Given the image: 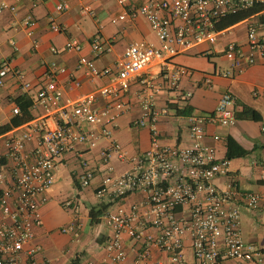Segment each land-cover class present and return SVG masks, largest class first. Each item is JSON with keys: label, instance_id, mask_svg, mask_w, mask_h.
I'll return each instance as SVG.
<instances>
[{"label": "built area", "instance_id": "2783aa9c", "mask_svg": "<svg viewBox=\"0 0 264 264\" xmlns=\"http://www.w3.org/2000/svg\"><path fill=\"white\" fill-rule=\"evenodd\" d=\"M117 2L123 11L113 22L143 17L158 45L147 42L130 44L123 51L115 73L110 68L98 69L93 60L80 57L78 66L84 67L91 79L109 76V80L96 91L74 93L64 101L56 77L65 69L55 62L48 64V80L36 95L44 107V117L30 121L21 134L13 132L3 139L5 152L0 155V264H19L22 253L27 257L25 264H53L50 261L36 262L34 254L38 247L30 246V243L34 228L42 224L39 205L46 201V194L54 184L55 164L75 144L92 148L100 138L112 137L117 118L128 108L123 97L131 82L137 79L149 93L142 97L143 114L134 124L143 126L150 122V148L137 157L136 164L127 172L113 176L108 171L97 196L115 201L137 191L145 192L146 212L140 216L135 209L125 211L118 207L105 214L106 223L112 229L104 247L107 264H125L124 234L136 243H143L131 264H186L183 257L186 235L190 237L196 264H216L219 260L264 264V244L245 243L240 228V208L257 209L259 196L241 191L233 180L224 189L214 185L215 178L228 175V162L218 160L215 150L202 142L207 123L235 125L233 95L224 92L212 113L189 117V143L186 146H165L159 144V132L154 126L157 115L154 98L158 88L153 86L151 78L144 77L150 67L158 66L167 87L176 89L183 68L173 62V57L198 45H213L218 37L215 26L221 18L263 4L264 0ZM67 8L65 0H58L55 5L56 12ZM84 10L91 12L89 8ZM49 22L52 31H60L53 17H49ZM24 24L31 25V19L27 18ZM246 39L251 53H256L264 65V39L258 37L255 24L247 25ZM90 48L95 58L107 50L98 35L92 37ZM80 49L77 40L65 44L66 51ZM208 54L209 51L203 52V55ZM224 55L231 61L232 68L237 67L243 57L241 48L235 43L226 45ZM245 59L249 64L255 61L253 54ZM10 72L9 62L3 61L0 64V86ZM221 75L232 77L230 71ZM29 87L23 82L24 89ZM190 96V92L182 95L183 99ZM99 98L105 99L101 107L97 105ZM12 111L14 114L19 112L17 107ZM260 131L264 134V123ZM31 139H35L36 145L27 152L25 142ZM111 150H119L115 141ZM99 155L106 165L108 152L100 150ZM261 163L264 171V156ZM82 165L87 166V163L82 161ZM91 179L92 171L86 168L78 183L86 187ZM146 225L154 228L156 234H145ZM73 230L71 224L62 232ZM153 249L164 253L165 259H153Z\"/></svg>", "mask_w": 264, "mask_h": 264}, {"label": "crops", "instance_id": "0c3cea01", "mask_svg": "<svg viewBox=\"0 0 264 264\" xmlns=\"http://www.w3.org/2000/svg\"><path fill=\"white\" fill-rule=\"evenodd\" d=\"M65 1L68 3L67 10L56 12L58 0H0V64L7 61L12 68L0 86V127L9 126L8 130L0 131V155L5 152L3 139L8 134H21L30 121L44 117V107L36 95L48 80L46 73L49 63L55 62L65 69L64 73L56 77L64 101L74 93L96 91L109 80V76L91 79L85 68L78 66L80 57L93 60L98 69L110 68L115 73L123 51L130 44L147 42L158 45L143 17L113 22L123 11L117 0ZM144 1L135 0L136 3ZM85 8L91 12H86ZM49 17H53L59 32L51 30ZM27 18L31 19V25L24 24ZM251 23L256 25L258 37L264 39L263 8L230 26L222 25L218 30L215 26L218 37L213 45H198L173 57V62L183 68L176 89L167 87L158 66L150 67L144 77L151 78L153 86L158 88L154 98L157 112L154 126L159 132L161 145L186 146L189 143V117L212 113L224 92L233 95L235 114H240L243 107L258 114V121L236 117L233 126L207 123L202 142L215 150L218 160H225L229 138L246 151L244 156L226 159L228 175L215 178L213 183L224 189L233 180L241 191L259 196L257 209L240 208V228L245 243L260 246L264 244V171L261 167L264 134L260 131L264 123V65L247 46V25ZM97 35L107 50L95 58L90 41ZM72 39L80 43L79 51L65 50V44ZM228 43L237 44L243 55L239 65L234 68L224 55ZM204 51H209V54L203 55ZM251 54L255 61L249 64L245 58ZM224 71H230L232 77H223L221 73ZM17 73L22 76V80ZM23 82L30 85L29 89L23 88ZM185 92L191 93L188 99L182 97ZM148 93V90L144 91L140 79L132 81L123 97L128 108L117 118L112 137L100 138L92 148L81 143L75 144L55 164L54 184L46 194V201L39 205L42 224L34 228L30 243V246L38 247L34 254L36 262L107 264L104 247L112 235V229L106 223L105 214L114 212L118 207L125 211L135 209L140 216L146 212L145 192L137 191L111 201L107 197H98L97 191L108 171L113 176L127 172L136 164L137 157L150 148V122L147 121L143 126L134 124L143 114L142 97ZM17 101L23 107L26 105L31 119L12 126L11 121L20 115ZM104 103L103 98L97 101L100 107ZM14 107L18 108V113H13ZM184 107L190 109L187 116L176 114V110ZM48 123L52 126L50 120ZM113 141L119 145V150H111ZM35 145V139L26 141L25 150L30 152ZM100 150H106L109 154L106 165L99 155ZM82 161L87 166H83ZM86 168L92 171V179L88 186L81 187L78 178ZM105 205L107 207L95 217L96 222L91 223L89 211H98ZM71 224L74 225L73 231L62 232L63 228ZM156 232L154 228L144 226L145 234L154 235ZM122 244L126 253L125 264H131L143 243H136L124 234ZM165 257L164 253L153 249V259ZM183 257L186 264H196L188 235L184 239ZM26 259L22 253L19 264H25ZM216 264L236 262L219 260Z\"/></svg>", "mask_w": 264, "mask_h": 264}, {"label": "trees", "instance_id": "16d2710c", "mask_svg": "<svg viewBox=\"0 0 264 264\" xmlns=\"http://www.w3.org/2000/svg\"><path fill=\"white\" fill-rule=\"evenodd\" d=\"M264 8V3L260 4V5H255L249 9L246 10H242V11H238L236 13H231L226 15L225 17H223L216 25V29L218 30L222 25L224 26H230L246 17H248L249 15H251L254 12H257L261 9ZM17 105L19 106V110H20V115L18 116L17 119H13L11 121V125L12 126H16L22 122H25L27 120L31 119V116L28 114L26 108L23 107L22 104H20L19 101L16 102ZM28 107V105H27ZM190 113V109L188 107H184L181 110H176V114H180V115H188ZM235 117H241V118H247L250 120H255L258 121L259 120V116L257 113H255L253 110L247 108V107H243L242 111L240 114H235ZM9 126H2L0 127V131H6L8 130ZM233 148H235L236 150H233ZM246 154V151L240 149L237 144L231 140L230 138L227 140V152H226V156L225 159L230 160L236 156H244ZM107 207V205L101 207V209H98V211H94V210H90L89 211V215L91 216V223H95L96 220L94 221L95 217L97 215H99L101 213V211L103 209H105Z\"/></svg>", "mask_w": 264, "mask_h": 264}]
</instances>
